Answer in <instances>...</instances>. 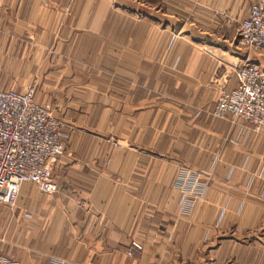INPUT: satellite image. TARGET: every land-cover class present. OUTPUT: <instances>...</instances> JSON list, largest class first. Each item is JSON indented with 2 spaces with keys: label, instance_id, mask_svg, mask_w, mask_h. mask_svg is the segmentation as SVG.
<instances>
[{
  "label": "crops",
  "instance_id": "crops-1",
  "mask_svg": "<svg viewBox=\"0 0 264 264\" xmlns=\"http://www.w3.org/2000/svg\"><path fill=\"white\" fill-rule=\"evenodd\" d=\"M255 1L0 0V92L34 86L65 147L56 193L0 205V264H264V127L211 115L264 71L234 46Z\"/></svg>",
  "mask_w": 264,
  "mask_h": 264
},
{
  "label": "built area",
  "instance_id": "built-area-1",
  "mask_svg": "<svg viewBox=\"0 0 264 264\" xmlns=\"http://www.w3.org/2000/svg\"><path fill=\"white\" fill-rule=\"evenodd\" d=\"M235 47L264 58V0H256L250 6L238 27ZM236 80L234 89L220 92L211 115L260 130L264 127V71L259 65L246 62L237 69ZM35 94L32 85L23 92H0V205L14 206L24 184L46 195L57 192L53 166L65 150L61 122L49 104L35 102ZM177 187L182 191L180 211L187 213L204 193V187L199 184L197 174L178 176ZM127 256L131 253L127 252ZM49 264L70 263L51 258Z\"/></svg>",
  "mask_w": 264,
  "mask_h": 264
},
{
  "label": "rangeland",
  "instance_id": "rangeland-1",
  "mask_svg": "<svg viewBox=\"0 0 264 264\" xmlns=\"http://www.w3.org/2000/svg\"><path fill=\"white\" fill-rule=\"evenodd\" d=\"M234 46H236V41H235V44H234ZM241 51H247V50H241ZM248 52V51H247ZM262 60L264 61V58L262 57ZM240 67V66H239ZM35 95H37V94H35ZM38 97L36 96V103H39L40 101L37 99Z\"/></svg>",
  "mask_w": 264,
  "mask_h": 264
}]
</instances>
